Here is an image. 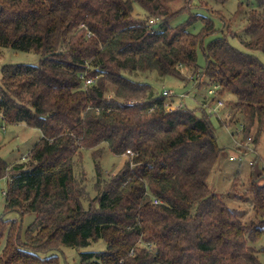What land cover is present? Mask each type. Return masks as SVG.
Masks as SVG:
<instances>
[{
	"label": "trees",
	"instance_id": "16d2710c",
	"mask_svg": "<svg viewBox=\"0 0 264 264\" xmlns=\"http://www.w3.org/2000/svg\"><path fill=\"white\" fill-rule=\"evenodd\" d=\"M193 3L174 10L165 0H0V47L42 56L39 64L2 68L0 115L39 128L42 137L25 161L10 164L0 155V179H9L5 212L36 216L23 230L0 215V238L6 235L0 264H61L59 255H44L99 239L107 248L81 252L79 264H261L254 245L264 235L259 154L247 195L256 217L247 222L209 182L223 150L209 108L201 105L199 115L173 96L179 106L170 111L169 98L128 76L185 79L183 68L199 70L196 87L219 84V97L233 95L229 103L243 114L244 131L258 124L255 138L244 137L259 143L264 63L251 52H264V0L240 1L229 26L223 18L222 34L208 43L218 31L211 16L169 23ZM196 21L197 33L190 29ZM82 75L95 82L86 85ZM84 149L97 160L105 149L127 157L108 180L95 161L94 207L84 202L77 171Z\"/></svg>",
	"mask_w": 264,
	"mask_h": 264
},
{
	"label": "rangeland",
	"instance_id": "374dc122",
	"mask_svg": "<svg viewBox=\"0 0 264 264\" xmlns=\"http://www.w3.org/2000/svg\"><path fill=\"white\" fill-rule=\"evenodd\" d=\"M240 1L244 0H194V5H192L193 7L189 12L176 15L170 19L169 23L171 26H177L186 22L190 19L191 15L195 14L211 16L218 31L206 39V43H208L213 38L222 34L221 30L224 27V19L226 21L225 26H229L231 17L235 15ZM165 2L174 10L179 9L184 4V0H165ZM135 12L140 15L143 14V9L139 4H135ZM201 28L202 23L200 21H196L190 26V29L196 33L200 32ZM240 28L241 23L233 25V30L238 35L241 34ZM229 38L234 46L246 51L245 46L241 44L238 38L232 35ZM251 53L264 63V52L256 50ZM41 57L40 53L34 51L26 52L8 47H0V85H2L1 78L4 65L18 63L39 64ZM205 63L206 58L202 51L199 50L198 64L200 70L205 66ZM182 73L185 79L175 75L160 77L155 73L150 74L149 72H138L137 74H128V76L137 81L150 83L156 96L163 95L164 90H171L174 92L172 96L177 101H182L183 105L191 109H197L199 115L202 112L199 109L201 105L208 106L209 111L212 113L211 122L215 127L219 144L223 148L220 159L209 178V182L223 196L229 207L241 220L251 221L255 219L256 215L250 203V196L247 195H251L252 191V161L257 157V154L261 157V160L257 163V171L260 172L261 168L264 169V129L262 130L258 144H255L253 139L246 140L244 137L246 134L255 138L258 124L255 123L250 128V131H244L243 114L240 112L235 113L233 105L229 103L230 99L235 97L225 94L223 97L224 105L214 112L217 104L212 100L209 103L207 101L208 85L203 84L201 87H196L195 85L198 83L200 71L183 68ZM41 137L42 132L39 128L29 126L24 122L9 123L0 115V155L10 164L25 161L29 152ZM249 141H252V143L249 144ZM230 156H234V158L231 159ZM126 158V155H116L109 149H105L103 156L97 160L93 157L91 149H84L83 160L82 162H78V164H82V168L80 164L79 168L77 167V171L79 177L84 176L87 191L84 200L86 205L92 204L93 207L97 205L95 200L99 195V190L96 188L97 174L95 161L100 163L103 180H108L114 173L122 169ZM83 171L85 174L82 175ZM8 180V177L0 179V215H4L10 220L19 221L22 223L23 230H25L28 225L34 222L36 216L33 213L21 216L17 211L5 212L4 191L7 189ZM5 243L6 235L0 238V252L4 248ZM107 245L105 240L99 239L86 247L63 246L60 250L49 252L44 256L59 255L61 264H79L81 252L103 251L107 248ZM254 245L259 251L261 264H264V235Z\"/></svg>",
	"mask_w": 264,
	"mask_h": 264
},
{
	"label": "built area",
	"instance_id": "2783aa9c",
	"mask_svg": "<svg viewBox=\"0 0 264 264\" xmlns=\"http://www.w3.org/2000/svg\"><path fill=\"white\" fill-rule=\"evenodd\" d=\"M82 77L85 79V84H86V85H90V84H92V83L95 82V79L92 78V77L86 78L85 75H82ZM208 87H209V89H208V92H207V95H208V97H207V101H208V103H209V101L212 100L213 102H215V104H217V108L214 109V112H216V111H218V109H219L220 107H222V106L224 105V100H223V98H222V97H219L218 94H217V90L220 88V85H219V84H214L213 86H208ZM163 94H164L167 98H169V99L172 101V102L166 104L168 110L172 111V110H174L175 108H177V106H179V104L175 103V102L172 100V97H173L172 95H174V92H172L171 90H164ZM208 98H209V99H208ZM214 98H216L217 100H213ZM207 107H208V106H207ZM210 107H211V106H210ZM241 126H242V125H241ZM252 139H253L252 137L249 138V140H252ZM250 143H252V141H249V144H250ZM127 152L132 154L131 150H128ZM257 155H258V154H257ZM233 158H234V156L231 157V159H233ZM253 161H254V160H253ZM253 161H252V162H253ZM263 162H264V160H263ZM4 194H6V191H4ZM155 202L158 203V202H159L158 199H155Z\"/></svg>",
	"mask_w": 264,
	"mask_h": 264
},
{
	"label": "crops",
	"instance_id": "0c3cea01",
	"mask_svg": "<svg viewBox=\"0 0 264 264\" xmlns=\"http://www.w3.org/2000/svg\"><path fill=\"white\" fill-rule=\"evenodd\" d=\"M233 99H235V98H233ZM231 157H233V156H230V158H231Z\"/></svg>",
	"mask_w": 264,
	"mask_h": 264
}]
</instances>
